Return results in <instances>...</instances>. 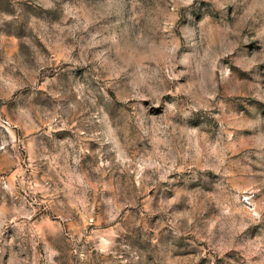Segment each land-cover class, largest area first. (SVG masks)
<instances>
[{"label":"rangeland","instance_id":"obj_1","mask_svg":"<svg viewBox=\"0 0 264 264\" xmlns=\"http://www.w3.org/2000/svg\"><path fill=\"white\" fill-rule=\"evenodd\" d=\"M0 264H264V0H0Z\"/></svg>","mask_w":264,"mask_h":264}]
</instances>
